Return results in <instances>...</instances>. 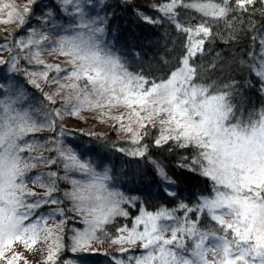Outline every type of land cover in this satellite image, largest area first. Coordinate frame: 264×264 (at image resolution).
<instances>
[{"label": "snow or ice", "instance_id": "6c2138e0", "mask_svg": "<svg viewBox=\"0 0 264 264\" xmlns=\"http://www.w3.org/2000/svg\"><path fill=\"white\" fill-rule=\"evenodd\" d=\"M256 2L235 0L233 6L232 0H166L154 6L174 23L178 7L194 9L205 18L195 27L176 24L179 31L188 34L186 53L179 67L166 80L159 82L129 72L120 57L96 39L95 33H103V28H92L83 22L79 27L89 28L91 35L88 39L81 34L62 37L56 46L49 48V51L58 48L62 56L69 58L70 71L58 64H45L41 52L44 43L49 41L47 35L33 31L27 40L19 41L18 47L28 50L25 58L44 68L42 72L26 73L30 83L39 87L34 77L48 80L49 72H64V79L73 81L71 84H61L56 78L48 81L58 85L56 95L65 88L75 92V96L66 97L64 101V111L68 115L79 116L86 110L99 111L102 122L112 119L116 121L114 126L131 133L134 144L140 143L143 130L158 122L161 127L155 145L172 141L178 147L196 149L198 155L193 163L199 164L201 174L214 183L212 197H201L195 207L179 205L185 213L183 218L175 215V209L143 212L135 218L133 228L122 227L117 229V235L109 236L105 225L116 216L128 215L120 207L127 201L122 194L108 188L105 183L110 179L107 169L103 173L97 172L91 161L82 160L73 149L65 148L57 141L60 146L56 150L65 170L80 171L89 177L87 182L72 180V192L65 193L73 200L75 211L83 217L82 222L86 225L82 230H73L72 252L84 251L107 241L119 245L116 252H101L99 249L93 252L104 256L107 264H264V109L250 112L246 119L237 117L229 99L232 85L224 86L228 91L210 93L211 85L194 82L198 75L197 66L190 63L197 53H203L205 39L212 35L213 22L228 24L232 13L248 11ZM62 3L66 6L75 4L77 11L80 10L76 0H62ZM7 7L10 5L0 6V11ZM28 10L26 5L25 11ZM8 17L0 23H10L15 18L12 12ZM142 19L148 23L158 22L143 15ZM18 20L22 24L23 16ZM256 39L253 37L254 41ZM259 42V59L252 69L260 78L261 91L264 92V35L259 37ZM16 62L17 57H11L12 71L16 70ZM2 63L8 61H0ZM5 87L0 84V88ZM47 98L55 103L52 97ZM24 99L25 94L19 89L14 96L6 92L5 98L0 99V264H20V261L27 264L17 247L23 246L31 252L38 244L46 253L45 264H57L64 248L61 232L66 221L51 226L48 221L57 214L63 216L64 210L56 208L39 215L37 210L61 203L53 195L58 191L59 177L57 173L49 172L47 181L40 176L32 179V183L46 189L43 196H38L27 188L24 179L28 170L36 166L32 163L34 158L26 159L22 153L36 147L24 141V137L43 127L54 130L60 110L48 113L45 122L40 124L32 114L35 110L17 107ZM117 108L127 111L119 116L111 115V111ZM66 134L67 130L61 128L59 135ZM146 150L147 145H141L128 154L143 156ZM44 162L54 164L56 161ZM157 170L162 180L174 184L163 167L157 165ZM166 193L176 195L175 190L166 189ZM205 211L217 229L201 230L198 222L187 215ZM137 244L141 248L140 255L123 257L130 251L125 245Z\"/></svg>", "mask_w": 264, "mask_h": 264}, {"label": "trees", "instance_id": "16d2710c", "mask_svg": "<svg viewBox=\"0 0 264 264\" xmlns=\"http://www.w3.org/2000/svg\"><path fill=\"white\" fill-rule=\"evenodd\" d=\"M76 1L83 14L90 11L88 25L92 28H103V33H95L96 39L102 45L109 46L120 57L129 72L142 74L150 81L154 79L157 82L166 80L171 72L179 67L186 53L188 34L179 31L176 24L195 27L205 19L194 9L178 7L175 10L176 23H174L155 10L154 6L166 0ZM5 4L10 5L0 11L5 13V19L9 18L8 13L11 12L7 9L14 8L16 11L12 12L15 17L12 20L14 26L0 28V55L8 57L6 59L0 57V61L9 63L11 57L16 56L19 69L17 72L8 74V63L0 64V84L6 85V88H0V99L5 98L6 92L14 96L18 89L22 90L25 99L17 107L35 110L32 114L36 117L37 123L43 124L48 113L58 109L66 113L64 111L66 98L56 95L57 88L53 87L54 83L48 82L53 78L60 81L64 76L49 72L48 80L44 81L40 76L34 77L41 87L30 83L26 73L42 72L44 68L35 62L27 61L18 47L19 41L28 35L30 30L52 24V15L58 20L57 25L62 29L68 26L70 21L63 12L62 0H29L25 4L21 0L19 2L0 0V6ZM232 4L235 5V0H232ZM26 5L29 8L28 11H25ZM142 15L152 17L158 22H145ZM19 16L24 18L22 24L18 20ZM229 24L231 27L228 26ZM85 28L90 33L89 28ZM211 31L212 35L205 39L203 53H197L190 60V63L197 66L198 75L194 82L211 85L210 93H215L217 90L228 91L229 89L224 86L232 85L230 102L234 105L237 117L246 119L250 112H259L264 109L262 83L252 69L259 59L261 48L259 37L264 35V0H257L254 6L248 8V11L232 13L228 18V24L223 21L213 22ZM253 37L257 39L254 41ZM45 44L49 46L48 42ZM49 96L55 103L47 98ZM160 127L157 122L154 127L149 126L143 130L139 144L132 143L133 139L119 134L115 129L106 133L71 130L61 123L60 118L56 120L54 130L43 127L39 131L28 133L24 141L36 147L30 152L25 151L22 155L26 159L34 158L32 163L36 166L28 170L25 175L27 188L38 196H43L46 189L38 187L31 180L40 176L47 181L46 174L49 172H55L59 177L58 191L53 195L61 203L40 208L37 213L55 206L63 209L65 215L71 211L72 199L65 196V193H69L73 188L71 181L78 171L65 170L64 162L56 150L60 146L56 143L57 141L62 142L63 147L73 149L82 160L91 161L97 172L103 173L107 169L110 179L105 183L108 188L122 194L127 201L122 203V209L128 215L116 216L106 224L105 231L109 236L117 235L119 228L131 227L141 211L157 212L162 208L175 209V212L181 215L184 214V210L179 208L181 203L195 207L200 203L201 197H212L214 195L213 181L201 174L199 164L193 163L198 155L197 150L191 146L178 147L172 141L156 146L154 141L159 136ZM61 128L67 130L66 135H59ZM141 145H147L143 156L128 154ZM45 160L56 162L47 164ZM157 165L164 168L174 184H167L161 179ZM166 189L175 190L176 195H168ZM189 218L197 221V226L201 230L217 229L216 223L210 219L206 211L190 212ZM71 223L73 222L68 221L67 227ZM64 237L66 247L60 255L58 264H62V260L77 264H104L100 258L94 257L93 253L72 254L68 243L70 237L67 234Z\"/></svg>", "mask_w": 264, "mask_h": 264}, {"label": "rangeland", "instance_id": "374dc122", "mask_svg": "<svg viewBox=\"0 0 264 264\" xmlns=\"http://www.w3.org/2000/svg\"><path fill=\"white\" fill-rule=\"evenodd\" d=\"M16 1L19 2V0H16ZM21 1L23 2V4H25L29 0H21ZM76 3L79 4L78 1H76ZM15 4L18 5L17 2H15ZM19 5L21 6V4H19ZM61 6L64 9L63 12L68 16L67 18L70 21L68 23V26H65L64 29L60 28L57 25L58 20H56L54 15L50 14V16L52 15V18H51L52 24L50 23V24H47L46 26L45 25L41 26V28H39V29L36 28V29L30 30L29 34L24 36L21 40H27L29 38V36L32 35L33 31H35L36 33H43V34L47 35L49 37V41H46V42L49 43V46H47L44 43V45L42 46L43 51L41 52V56H42L45 64H50V65H57L58 64L61 68L67 69L70 71L72 68V65L68 62L69 58L66 56H62L59 53L58 48L56 51H49V48L56 46L57 42L62 37H72V36H75L77 34H81L84 39H88L89 34H90L89 31H87L85 27H79V25L82 22L89 24L91 15H90V11H87L86 13L83 14V11H81V7H80V10L77 11L75 4H70V5L66 6L62 3ZM7 11L13 12L16 10L14 8L13 9L9 8V9H7ZM5 18H6L5 13L0 12V20H4ZM44 24H45V20H44ZM10 25L14 26V23H12V22L0 23V28L1 29L7 28ZM44 26L46 28L45 31L43 28ZM102 46H106L107 49H109V50H111V52L115 53L109 46H107V45H102ZM22 55L24 57H26L28 55V50L27 49L22 50ZM0 57H2V58L4 57L5 59L8 58L7 56L5 57V55H3V56L0 55ZM27 61H29V60L27 59ZM31 63H33V62H31ZM18 69H19L18 61L16 62V70L15 71L11 70V63L9 61V63H8V74L11 72H13V73L17 72ZM59 74L65 76L64 72H60ZM72 82L73 81L66 80L64 78H62L59 81V83H61V84H71ZM37 83L40 85L39 82H37ZM42 83H43V81H42ZM83 83H84L83 81L80 82L81 87H83ZM2 85H5V84H2ZM40 87H41V85H40ZM53 87L57 88L56 90L58 91V85L57 84H54ZM59 96L61 98H66L69 96H75V92H73L70 88H65V89L60 90ZM104 111L107 112L108 110L105 109ZM126 111L127 110L125 108L113 109L111 111V115L119 116ZM60 121L66 128L71 129V130L72 129H81V130H86L87 132L106 133V132L110 131L111 129H115L117 132H119V134L127 136L131 139H134V137L131 133H127L122 128H119L118 126H114V125H116V121H114L112 119H105L102 122L101 118H100L99 111H91V110L81 111L79 116H70L67 113L60 112ZM132 127L135 129L136 124L133 123ZM73 180H79V181L87 182L89 180V177L86 173L78 171L76 177ZM72 190H73V188L69 191V193L72 192ZM73 205H74V202L72 200L71 201V209H70L71 211L68 214L65 215V213H64L63 216H60L57 214L54 219H50L48 221V224L50 226L53 225L54 223H59L61 220L66 221L64 224L63 230L61 232V235L63 236L64 248L59 253V256L57 259V264H58V260L60 261V255L62 254V252L65 250V247H66L65 246V243H66L65 239L66 238L64 237L65 234H67L68 237H70V239L68 240V243H69V249L71 251V246H72L71 237L73 236V230L74 229L82 230L83 228L86 227V225L82 222L83 217L75 211ZM120 207L122 208V203L120 204ZM56 208H59V207H56V206L50 207V208L48 207L47 210H44V211L37 213V214L38 215L39 214H47L48 212H50ZM169 211H171V210H169ZM143 212H145V211H141L138 216H140ZM149 213H155V212H149ZM175 215L177 217L183 218L185 216V213L179 215L177 212H175ZM188 217H190V213H189ZM68 221H72L73 223H71V225H69L67 227L66 223H68ZM168 223H172V222L168 221ZM134 224H135V221L131 227H127V228L128 229L133 228ZM141 230H142V226H141ZM42 247H43L42 245L38 244L36 246L35 251L29 252V251H26L23 248V246H18L16 250L23 253L25 260L27 261V264H45L46 253L40 250ZM118 247H119V245H111L107 241H105V243H103V244H94L93 247L90 249H86L84 251H77V252L71 251V253L74 255H79V254H82L84 252L93 253L94 249H99L101 252L114 253V252H116ZM125 247H128L130 249V251L124 253L123 257L137 256V255L141 254V248H140L139 244H137L135 246L125 245ZM94 257L100 258V260H102L104 264H107V260L104 256L95 255ZM208 259L211 261L212 257L209 256ZM62 261H63L62 264H77L74 262H68L67 260H62ZM20 264H24V261H20Z\"/></svg>", "mask_w": 264, "mask_h": 264}]
</instances>
